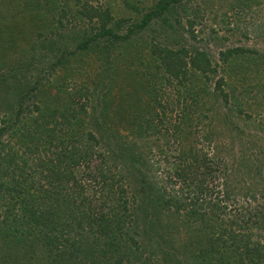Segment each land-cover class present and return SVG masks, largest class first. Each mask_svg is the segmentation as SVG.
Masks as SVG:
<instances>
[{
    "label": "trees",
    "instance_id": "1",
    "mask_svg": "<svg viewBox=\"0 0 264 264\" xmlns=\"http://www.w3.org/2000/svg\"><path fill=\"white\" fill-rule=\"evenodd\" d=\"M98 1L2 0L0 6L7 11H11L9 6L18 8L16 14L7 13L13 18L24 15L25 11L29 21L37 23L35 29L39 36L42 31L55 35L65 23L87 21L91 24L86 30L78 31L75 35L72 33L66 39L76 43L74 51L93 52L101 56L97 69L103 87L96 102L103 105L102 121H110L106 113L109 107L106 95L110 92L116 73L118 53L124 50L120 55L123 57L135 46V35L156 25L164 41L156 42L153 35L148 42L151 64H146V68L154 67V73L148 74L153 80L152 105L158 104L154 96L158 81L164 80L176 88L185 101L183 126L175 128L176 135L180 137L182 131L192 127L194 113H198L199 119L208 120L203 111L215 109L220 97L225 113L218 109L214 115L219 116L220 122L235 133L236 139L233 141H237L244 150L239 156L232 155L231 164H227L228 160L220 155L225 154L226 150L228 152V149L216 142L220 134L215 130L206 134V141L217 143L214 152L218 169L213 170V176L210 175L209 160L199 159L197 152L191 148H182L179 159L190 160L187 170L193 175L188 189L178 188L179 192L173 194L172 190L168 193L160 189L154 179H147L148 175L141 170L144 167L143 161L139 162L141 155L135 154L132 143L126 146L116 143L117 149L127 152L125 156L132 168L139 162L140 168L136 171L142 192L140 202L134 193L126 198L122 188L116 192L110 189L104 196L99 194L102 195L99 201H90L86 199V187L81 178L83 174L78 175L77 171L85 157L74 144L78 134L84 130L79 114L84 112L86 106L79 105L77 109L74 108L72 96L68 102L59 101L57 97L53 100V106H33L38 115L29 118L23 115L22 102L32 84L29 79L33 77L31 71L34 63H30L31 71L29 66L20 63H0V93L3 96L13 94L8 102L16 104L4 108L0 106V139L7 134L19 147L17 151L10 147L6 150L5 145L0 148V242L14 237V244L18 248H25L29 258L35 255L36 248H40L45 254V264H264V209L256 202L254 194L257 192L252 191L251 186L239 185L240 179L248 173L247 168L258 169V174L264 173V148L258 156L253 150H247L246 145L260 148L259 141L248 130L243 132L244 128L239 126L257 110L264 114V54L249 48H228L219 51L217 62H212L209 53L183 45L181 40L184 35L195 38L193 26L196 18L198 14L200 18L203 17L200 12L212 9V0H200L202 7H197V10L196 6H192L193 18L188 14V0H119L123 13L117 18L108 2L101 5L97 4ZM219 1L226 5L227 11L239 9L254 16L259 14L252 12V8L264 2ZM263 11L264 6L261 7V15ZM54 19L55 28H52L50 26ZM1 33L0 30V50L6 52L11 46ZM43 37L40 36V39ZM49 37L52 36L45 37L47 44L42 47L40 59H48L47 54L50 53V57L54 58L51 67L65 63L69 65V73L78 70L77 65L70 66V62L73 60L78 64L80 60L68 57L75 52L67 54L66 42L57 39L58 42L54 43ZM140 57L137 56L136 60H140ZM138 64H142V61H138ZM125 65L128 68L130 64L125 62ZM142 74L146 78L147 74ZM66 77L64 74V82L55 86L57 94H68ZM211 82L214 87L212 92L208 88ZM209 99L214 101L213 106H207ZM259 106L261 109H258ZM154 107L157 106H151L154 114L140 122L137 132L150 135L160 131L158 125L161 119ZM31 112L27 111L28 114ZM94 126L96 130H103L99 123ZM85 136L88 142L99 146L92 132L88 131ZM51 148L56 151L51 153L53 158L47 159L45 156L46 160H42L38 156L40 151L46 153ZM231 148L234 149L233 145ZM22 149L27 157H24V164L21 163L23 155L18 154ZM108 149L112 150L109 146ZM29 159L35 161L34 167L29 164ZM39 168L49 173L43 177L47 187L33 176ZM74 168L76 171H73ZM182 171L179 170L177 177L182 176ZM98 175L104 179L102 172ZM86 176L93 178L89 174ZM255 185L259 192L261 179ZM237 190L242 192L237 194ZM181 230L190 236L183 240Z\"/></svg>",
    "mask_w": 264,
    "mask_h": 264
},
{
    "label": "rangeland",
    "instance_id": "2",
    "mask_svg": "<svg viewBox=\"0 0 264 264\" xmlns=\"http://www.w3.org/2000/svg\"><path fill=\"white\" fill-rule=\"evenodd\" d=\"M141 1L146 2V0ZM1 2L2 0L0 4ZM107 2L108 6H112L115 10L113 13L115 18L122 15L123 6L119 0H99L97 4L104 5ZM212 2V9H207L204 13L200 12L203 17L200 18L198 14L196 18L197 22L195 26H193L195 38L184 35L181 40L183 45L197 47L209 53L212 62H217L219 51H224L228 48H249L260 54H264V11L261 15V7L264 6V2L258 7L252 8V12H257L259 14L257 16L252 15L253 13L241 12L239 9L227 11L224 3H221L219 0H212ZM188 6H190L188 14L190 18H193L194 15H192L191 7L196 6L197 10V7L200 9L202 4L200 0H188ZM9 7L11 11H7L5 7L4 10L3 7L1 8L0 6L1 34L4 35V40L11 46V49L7 48L6 52L0 50V63L4 65H15L20 63L25 67L29 66L30 71V63H34V69L31 71L33 77H31V79L28 77L32 84H30L29 92H26L28 96L25 98V101L22 102L24 108L23 115L29 118L37 116L38 112L33 110V106H39L40 108H44V106H53V100L57 97L60 98L59 101L68 102L70 101L69 97L72 96L74 108L77 109H79V105L86 106L84 112H80L79 114L84 130L82 133L78 134L76 143H74L83 157H85V161L79 166L77 171L78 175L83 174L81 178L86 187V190H84L87 196L86 199L90 201H99L98 198L102 196L99 194L102 193L104 196L110 189L116 192L122 188L126 193V198H130L132 193H134L137 197L136 199L139 201L142 192L140 193L139 175L136 170L140 168L139 162L141 161L144 163V167H142L141 170L145 172V175L149 176H147V179H154L160 189L168 193L172 190L173 194H175L174 192H179V189H188L189 187L187 185H189V181L192 179L191 176L193 172L188 173L187 170V166L190 163L189 159H185L186 161L179 159L182 148H191V150L197 152L199 159L202 157L203 160H209L212 170L210 175L214 176L215 172L213 170L218 169L216 168L217 166H215L217 159L215 156L216 152H214L217 143H209L204 139L206 134L214 130L220 134V137L216 138V142L222 143L223 146L228 149V152L226 150L225 154L220 155L228 160L226 162L227 164H231L230 158L232 155L239 156L242 149L244 150V148L239 146L237 141H233L236 139L235 133L229 127L227 128L225 123L220 122L221 118L219 116L217 118L214 115L215 111L218 109H222V112L225 113V108L222 107L223 103L220 97L217 98L215 109L213 108L211 111L207 112L203 111V114H206L209 119H202V117L199 119L198 113H194L192 115V127L187 131H182L180 137L176 135L177 131L175 128L181 125L183 126L182 120H185L183 118V106H185V101H183V98L177 93L176 88L164 80L158 81L157 91L154 95L158 104L152 105L151 83L153 80L148 74L154 73V67L146 68V64L149 63L148 42L150 41V36L153 35L155 36L154 40L156 42L163 43L164 41L163 35L157 32L158 28L156 25H151V27L147 28L144 32L135 35L137 36L135 46L125 52L126 54L123 57L120 55L124 50L118 53L117 56L119 58L115 62L116 73L114 79L111 81L110 92L106 95L108 102L107 106H109L106 113L110 121H102L103 115H101V106L103 105L96 102L97 95L102 92L103 87L100 84L99 71L97 69L101 56L93 52L85 53L74 51L76 43L66 39L71 37L70 34L72 33L75 35L78 31L81 32L86 30L91 24L87 21L74 24L65 23L63 28L58 29L55 35L47 33L46 31H42V35H40L42 37L44 35L52 36L49 38L54 43L58 42L57 39H60L63 43L66 42L67 54L70 51L75 52L74 55L68 57L70 59L74 57L80 60V63L75 64V62L71 60L70 66L72 64L77 65L79 69L73 73H69V65L65 63L55 68L51 67L54 58L50 57V53L47 54L49 56L48 59H40L42 58V56L39 55L42 53V47L47 44L45 41L46 36L40 39L35 29L37 23L29 21L25 15V11L24 15L17 16V18L7 15V13L16 14L18 11V8L13 9V6ZM55 19L50 26L52 28H55ZM165 41H167V39ZM139 55H141L142 58L140 57V60H136V57ZM138 61H142V64H138ZM125 62L130 64L128 68ZM133 64H136V66ZM150 64L151 63H149V65ZM142 72L147 74L146 78L142 77ZM64 74L68 76L66 77L65 83L66 92L68 94H57L55 86L64 82ZM232 82L235 83V80L233 79ZM14 85L15 84L9 88H13ZM208 88L210 92H212L214 89L212 82L209 84ZM79 89L81 91L76 94L75 92ZM224 90L228 92L226 88H224ZM1 94L2 93H0V106H16V104L8 102L13 98V94L4 96ZM5 96L7 97L5 98ZM230 101H232L231 98ZM213 102V100L209 99L207 106H213ZM151 106H157L154 108L155 112L160 115L161 124L158 125L160 131L156 134L144 135L143 132H137V126L141 121L145 119L148 120L150 116L154 114L151 112ZM158 106H161V108ZM252 108H255V106ZM258 109H261V107L259 106ZM30 110H32V112L28 114L27 111ZM3 111L5 112V109ZM7 113L9 116L10 113L8 111ZM1 116L2 114L0 112V120ZM154 122L156 123V120H154ZM96 123L102 125V131L95 129L94 125ZM239 126L244 128L243 132L248 130L250 135L255 138L257 137L260 148H253L250 145H246V147L249 148L247 150H253L255 156L260 155V150L262 151V148H264V114L261 110H257V113H252L251 118L245 120V123L240 122ZM88 131L96 136L99 141V146L85 139V134ZM140 136L142 137L140 138ZM63 142H67V140ZM116 143L124 146H126L125 144L127 143H132L136 151L135 154L141 155L139 162H136L134 168L128 163V157L125 156L127 152L124 151V149H117ZM7 144L9 145L7 146ZM180 144L182 146H180ZM4 145L6 150L10 147L17 151L19 148L18 145L15 144V141L11 140L10 136H7V134H4L0 139V148ZM231 145H233L234 149L231 148ZM108 146L111 147L112 150H109ZM52 152L56 151L53 148L46 153L40 151L38 156L42 160H46V158L51 159L53 158ZM18 154L20 156L23 155L21 163L24 164V157L25 159L27 157L23 149L19 151ZM34 162L35 161L30 160L29 164L34 167ZM220 168L221 167H219V169ZM75 169L76 168H74L73 171ZM180 169L184 171H182L181 177H177V175L180 174ZM25 170H27L26 167ZM192 170L194 169L192 168ZM257 170L258 169L253 170L247 168L248 173L240 179L241 182L239 185L245 184V187L251 186V190L257 192V194H254L257 198L256 202L264 209V173L261 172V174H258L256 173ZM100 172L104 175L103 180L102 177L98 175ZM34 174L33 176H36L35 180L37 182L41 181V184L47 187L46 180L43 177L49 173L39 168L38 172ZM86 174L91 175L95 180L87 177ZM258 179H261V188L259 192L255 185ZM208 185L210 187L212 186L211 183H208ZM35 186L37 187V184ZM190 188L193 190L192 184H190ZM241 192L242 191L237 190L236 193L240 194ZM95 198H97V200ZM251 206H254V204H251ZM87 229L88 228L85 230ZM253 231H255V229ZM259 232L261 231L259 230ZM180 236L184 240L186 237L188 238L190 234L181 230ZM13 240L14 237H8V240L0 242V264H45L47 262L43 256L45 254L40 248H36L34 251L35 255L29 258L30 255L26 256L25 248H18ZM15 257L18 258V260L15 259Z\"/></svg>",
    "mask_w": 264,
    "mask_h": 264
}]
</instances>
